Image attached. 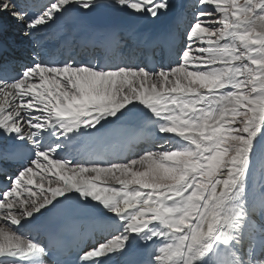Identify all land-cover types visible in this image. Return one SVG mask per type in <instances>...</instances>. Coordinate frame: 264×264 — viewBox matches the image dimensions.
Instances as JSON below:
<instances>
[{"label":"snow or ice","instance_id":"obj_1","mask_svg":"<svg viewBox=\"0 0 264 264\" xmlns=\"http://www.w3.org/2000/svg\"><path fill=\"white\" fill-rule=\"evenodd\" d=\"M186 9L158 53L125 54L110 23L55 60L46 40L101 11L172 5L0 0V264H264V0Z\"/></svg>","mask_w":264,"mask_h":264},{"label":"bare ground","instance_id":"obj_2","mask_svg":"<svg viewBox=\"0 0 264 264\" xmlns=\"http://www.w3.org/2000/svg\"><path fill=\"white\" fill-rule=\"evenodd\" d=\"M169 3L172 5L171 12L166 15L162 16L159 20L153 21L150 18H145L141 20H134L128 17H124L119 14H110L104 11L99 12L95 17L90 18V24L89 25H81L76 26L74 29H76L75 32H66L63 35H60V38L64 36H70V35H76L79 27L82 31H85L87 33H92V28H99L101 26H104L106 24L110 23H118L121 28L124 30L123 33H128L133 35L134 37H137L141 40H147V39H154L158 37H166L168 36V29L170 26L171 21H173L176 16H179L181 13V7L187 3V0H169ZM182 17V16H181ZM10 17L3 18L2 23L5 24V27H9L11 31H18L19 27L17 26L16 22L12 20ZM19 35V36H18ZM13 37L16 39V44H23V43H29L21 34H16L11 36L9 39L13 42ZM59 37V36H58ZM10 41V42H11ZM127 123H135L139 124V121L137 120H130ZM257 168L259 169V164H257Z\"/></svg>","mask_w":264,"mask_h":264},{"label":"rangeland","instance_id":"obj_3","mask_svg":"<svg viewBox=\"0 0 264 264\" xmlns=\"http://www.w3.org/2000/svg\"><path fill=\"white\" fill-rule=\"evenodd\" d=\"M9 19H10V18H9ZM10 32H11L10 30L7 31V35H8V36L10 35ZM12 34H13V33H12ZM13 40L15 41L16 39L13 37ZM14 41H13V42H14Z\"/></svg>","mask_w":264,"mask_h":264}]
</instances>
